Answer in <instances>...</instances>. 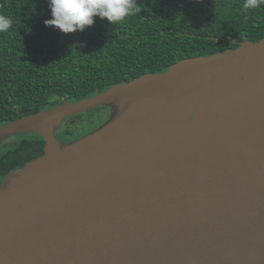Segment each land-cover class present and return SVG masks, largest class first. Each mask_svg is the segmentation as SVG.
Here are the masks:
<instances>
[{
    "label": "water",
    "instance_id": "1",
    "mask_svg": "<svg viewBox=\"0 0 264 264\" xmlns=\"http://www.w3.org/2000/svg\"><path fill=\"white\" fill-rule=\"evenodd\" d=\"M32 132L44 153L0 184V264H264V39L23 116L0 145Z\"/></svg>",
    "mask_w": 264,
    "mask_h": 264
},
{
    "label": "trees",
    "instance_id": "2",
    "mask_svg": "<svg viewBox=\"0 0 264 264\" xmlns=\"http://www.w3.org/2000/svg\"><path fill=\"white\" fill-rule=\"evenodd\" d=\"M244 3L137 0L142 10L116 25L96 17L83 32L63 34L44 24L52 18L48 0H0V14L12 20L0 33V126L144 74L163 73L186 58L259 42L264 5L244 9ZM106 109L65 119L56 137L66 143L80 139L105 122ZM9 141L0 150V182L44 153L43 138L35 132Z\"/></svg>",
    "mask_w": 264,
    "mask_h": 264
},
{
    "label": "clouds",
    "instance_id": "3",
    "mask_svg": "<svg viewBox=\"0 0 264 264\" xmlns=\"http://www.w3.org/2000/svg\"><path fill=\"white\" fill-rule=\"evenodd\" d=\"M48 4L52 18L45 20L44 24L63 34L83 32L94 25L96 17L116 25L142 10L137 0H48ZM262 5L264 0H245L243 7L257 9ZM11 27L12 20L0 14V33Z\"/></svg>",
    "mask_w": 264,
    "mask_h": 264
},
{
    "label": "rangeland",
    "instance_id": "4",
    "mask_svg": "<svg viewBox=\"0 0 264 264\" xmlns=\"http://www.w3.org/2000/svg\"><path fill=\"white\" fill-rule=\"evenodd\" d=\"M109 114H110V112H109V111H108V112L106 111L103 120L106 121V120L108 119V117H109ZM87 115H88V113L85 112L84 117L87 116ZM100 115H101V114H100ZM107 115H108V117H107ZM102 117H103V115H102ZM9 142H10V141H9ZM4 145H5V143H3V144L0 145V150L4 149Z\"/></svg>",
    "mask_w": 264,
    "mask_h": 264
},
{
    "label": "flooded vegetation",
    "instance_id": "5",
    "mask_svg": "<svg viewBox=\"0 0 264 264\" xmlns=\"http://www.w3.org/2000/svg\"><path fill=\"white\" fill-rule=\"evenodd\" d=\"M107 110V109H106ZM107 112H108V110H107ZM0 184H1V182H0Z\"/></svg>",
    "mask_w": 264,
    "mask_h": 264
}]
</instances>
